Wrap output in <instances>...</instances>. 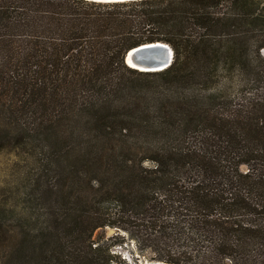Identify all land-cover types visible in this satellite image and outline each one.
I'll use <instances>...</instances> for the list:
<instances>
[{
	"label": "trees",
	"instance_id": "trees-1",
	"mask_svg": "<svg viewBox=\"0 0 264 264\" xmlns=\"http://www.w3.org/2000/svg\"><path fill=\"white\" fill-rule=\"evenodd\" d=\"M163 41L162 70L126 52ZM264 0H0V264H264ZM123 239L118 241L119 244Z\"/></svg>",
	"mask_w": 264,
	"mask_h": 264
},
{
	"label": "rangeland",
	"instance_id": "rangeland-1",
	"mask_svg": "<svg viewBox=\"0 0 264 264\" xmlns=\"http://www.w3.org/2000/svg\"><path fill=\"white\" fill-rule=\"evenodd\" d=\"M261 52L264 55V49ZM31 162L32 157L26 153L17 155L11 148L0 150V200L10 196L12 203L18 202V195L14 190L18 187L23 188L21 178L31 169ZM95 237L107 240L118 259L124 261L115 264H138L153 260L152 253L148 249H141L140 244L131 239L124 230L105 227L98 229ZM121 239L123 241L119 244L118 241Z\"/></svg>",
	"mask_w": 264,
	"mask_h": 264
},
{
	"label": "water",
	"instance_id": "water-1",
	"mask_svg": "<svg viewBox=\"0 0 264 264\" xmlns=\"http://www.w3.org/2000/svg\"><path fill=\"white\" fill-rule=\"evenodd\" d=\"M123 1V0H96ZM172 47L163 41L143 43L130 48L125 54L128 66L142 71H157L168 67L173 60ZM138 264H170L162 260H146Z\"/></svg>",
	"mask_w": 264,
	"mask_h": 264
},
{
	"label": "bare ground",
	"instance_id": "bare-ground-1",
	"mask_svg": "<svg viewBox=\"0 0 264 264\" xmlns=\"http://www.w3.org/2000/svg\"><path fill=\"white\" fill-rule=\"evenodd\" d=\"M115 264V263H114Z\"/></svg>",
	"mask_w": 264,
	"mask_h": 264
}]
</instances>
